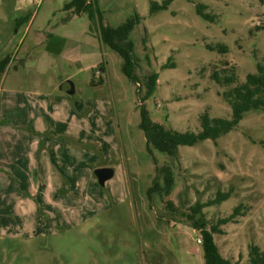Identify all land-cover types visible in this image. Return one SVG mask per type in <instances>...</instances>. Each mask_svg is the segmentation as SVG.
<instances>
[{
	"label": "rangeland",
	"instance_id": "obj_1",
	"mask_svg": "<svg viewBox=\"0 0 264 264\" xmlns=\"http://www.w3.org/2000/svg\"><path fill=\"white\" fill-rule=\"evenodd\" d=\"M72 1L0 0V62L9 58L0 73V264H206L190 220L198 205L207 206L196 220L208 229L236 214L215 241L224 258L251 264V247L264 251V109L217 141L180 147L176 162L148 150L140 125L143 109L182 133H200L205 113L232 118L225 93L264 64V0H172L157 13L152 3L169 0H95L104 26L142 17L130 36L136 82L103 43L98 17L67 11ZM214 73L237 82L219 83ZM47 123L80 137L79 148L61 140L56 212L39 196L36 211L28 201L33 135ZM101 166L116 172L105 186L95 175ZM157 166L174 172L169 196L149 194ZM221 193L231 197L209 206Z\"/></svg>",
	"mask_w": 264,
	"mask_h": 264
},
{
	"label": "trees",
	"instance_id": "obj_2",
	"mask_svg": "<svg viewBox=\"0 0 264 264\" xmlns=\"http://www.w3.org/2000/svg\"><path fill=\"white\" fill-rule=\"evenodd\" d=\"M172 0L164 2L162 5L153 2L151 5V13L167 10ZM67 11L74 10L78 14L88 13L90 17L95 20L98 17L101 25V39L103 43L108 45L111 49L117 52L124 60V71L126 75L134 82L138 81L135 76V67L137 65L133 57V44L130 42V36L135 26L140 24L142 17L136 14L133 18L129 19L121 27L114 29L104 26L102 17L100 15L99 7L94 0H74L67 3L65 6ZM207 7L205 5L198 6V14L204 20H211L212 17L207 14ZM27 18L20 19V24L24 23ZM220 52L227 53L226 46H219ZM9 64V58L0 62V73L4 72ZM104 71V67H102ZM213 79L219 83L232 85L237 82L235 75L226 76L221 78L217 73L213 74ZM158 81V74H153L148 82L147 96L151 97L155 94L156 85ZM225 98L232 108L231 119H212L208 113H205L201 118L202 131L200 133L194 132H179L173 129H168L162 124L154 123L149 113L142 110L141 129L144 131L147 139L148 150L152 153L153 150H158L166 154L173 161H178L180 156V147L189 146L193 147L198 143L205 140L217 141L230 131L234 130L243 119L244 115L253 111L264 109V64L258 65L257 73L247 76L246 82L238 84L235 88L225 93ZM157 176L154 185L149 190V194H159L160 196H169L172 193L175 176L170 166H163L156 168ZM163 180V183L161 182ZM231 197L230 193L219 194L215 202L208 204L213 206L227 201ZM207 207L198 205L194 209V214L190 216L193 222V228L201 233L202 246L204 250L206 264H240L233 263L226 259L221 254L219 247L215 241V235L221 234L220 226L226 225L235 218L232 215L230 218L221 220L218 225L212 226L208 229L207 221L201 216L196 220L198 215L202 214L203 209ZM238 209L236 212L238 213ZM251 264H264V251L258 246H252L250 251Z\"/></svg>",
	"mask_w": 264,
	"mask_h": 264
},
{
	"label": "crops",
	"instance_id": "obj_3",
	"mask_svg": "<svg viewBox=\"0 0 264 264\" xmlns=\"http://www.w3.org/2000/svg\"><path fill=\"white\" fill-rule=\"evenodd\" d=\"M81 112L79 111L78 114L82 115L83 113ZM37 121L42 122L40 117H36L35 123ZM47 127L48 123L35 127L36 133L33 135L35 141L31 144L33 145V148L30 149V165L31 168L35 170L34 174L36 176L31 178L28 183V193L30 194L28 201L33 210L36 211L38 205L36 202H33L32 199L39 196V201L43 204L46 211L48 209L49 211L56 212L60 209L58 203L59 198L61 197V190L64 186V173L60 167L61 163L58 164L59 151L61 150L60 147L62 145L61 140L65 136L70 139H75L76 143L73 142L71 148H76V146L79 148L80 137L70 133H57L52 130L49 131L48 129L51 127L48 129ZM100 168H102V166ZM46 211L44 212L47 214Z\"/></svg>",
	"mask_w": 264,
	"mask_h": 264
},
{
	"label": "water",
	"instance_id": "obj_4",
	"mask_svg": "<svg viewBox=\"0 0 264 264\" xmlns=\"http://www.w3.org/2000/svg\"><path fill=\"white\" fill-rule=\"evenodd\" d=\"M75 92V86L71 83V90L68 93L74 95ZM115 173V169L112 167H102L95 170V175L101 186H105L106 183L115 176Z\"/></svg>",
	"mask_w": 264,
	"mask_h": 264
},
{
	"label": "built area",
	"instance_id": "obj_5",
	"mask_svg": "<svg viewBox=\"0 0 264 264\" xmlns=\"http://www.w3.org/2000/svg\"><path fill=\"white\" fill-rule=\"evenodd\" d=\"M200 243H202V240H199Z\"/></svg>",
	"mask_w": 264,
	"mask_h": 264
}]
</instances>
